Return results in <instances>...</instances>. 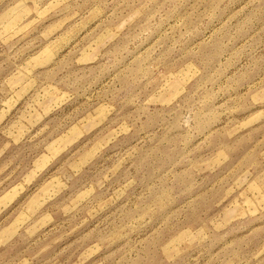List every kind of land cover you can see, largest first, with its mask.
<instances>
[{
    "label": "rangeland",
    "instance_id": "374dc122",
    "mask_svg": "<svg viewBox=\"0 0 264 264\" xmlns=\"http://www.w3.org/2000/svg\"><path fill=\"white\" fill-rule=\"evenodd\" d=\"M0 264H264V0H0Z\"/></svg>",
    "mask_w": 264,
    "mask_h": 264
}]
</instances>
